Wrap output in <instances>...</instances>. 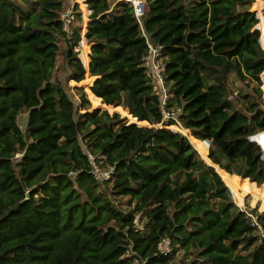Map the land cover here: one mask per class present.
<instances>
[{
  "label": "trees",
  "instance_id": "obj_1",
  "mask_svg": "<svg viewBox=\"0 0 264 264\" xmlns=\"http://www.w3.org/2000/svg\"><path fill=\"white\" fill-rule=\"evenodd\" d=\"M68 1L0 0V264H176L178 249V264H264V209L230 195L264 202L248 138L264 129L252 0H143L140 24L128 1L84 0L79 52L75 1L62 26ZM146 41L176 130L157 124ZM86 95L115 110L87 109ZM87 153L108 170L101 180Z\"/></svg>",
  "mask_w": 264,
  "mask_h": 264
},
{
  "label": "built area",
  "instance_id": "obj_2",
  "mask_svg": "<svg viewBox=\"0 0 264 264\" xmlns=\"http://www.w3.org/2000/svg\"><path fill=\"white\" fill-rule=\"evenodd\" d=\"M77 1L79 2V5H78V3H77V5L79 8L82 23H85L83 21V18L86 16L88 17L89 14L91 13V11H88L83 17L81 5H86V3L84 0H77ZM125 1H128L130 3V5L132 7V13H133L134 17L136 18V20L139 22V18L141 16V14H143L144 8H145L144 1L143 0H125ZM73 2L74 1H71L70 4H72ZM87 7H89V6H87ZM250 10L253 11V14L256 18V21L253 24V28L257 30L258 41H259L261 48L264 51V40H263V42L260 43V38L262 37L264 39V0H252L251 4H250ZM61 20H62V26L64 28H67L68 23L74 20V11H73L71 5L67 6V8L61 13ZM139 24H140V22H139ZM82 34H83L82 31H80V37H81L80 39H82V37H83ZM80 39L78 40V43L74 46V49L77 50L78 52L80 51ZM146 45H147V52L145 53V55L143 57V65L145 67V73L149 76L153 92L158 94L159 104L161 105V120L157 124L168 126L172 129H174V126H181L177 120V117H176V113L178 112L179 109L177 107H171V108L163 107L167 93H166V88L163 84V78L161 75L162 61H161V58L158 56V50H157L158 47L155 45H152L151 43H149L147 41H146ZM263 70H264V66H263V69L261 71H263ZM259 76H260V73H259ZM261 80H262V78H261ZM99 100H100V98H99ZM102 104L103 103L100 101V104L95 105V106L89 105L88 108L91 109V108L97 107V106L100 107ZM104 107H106V109L108 108V106L105 104H104ZM122 115H125V113ZM169 118H171L174 122L173 123H165V121H167V119H169ZM128 120H132V118L128 117ZM177 131H179V130L177 129ZM261 131H264V129L251 133L248 136V138H249V140L254 141L259 146L261 156L264 158V147H263V143H262L263 138H262ZM179 132H181V131H179ZM182 134H184V133H182ZM259 138H262V140H260ZM18 154L19 153H15L16 156H18ZM87 158H88L89 163H90V171H91L93 178L96 180H101L102 178H104L107 175L108 170H104V169L99 168V166H98L99 160H97L91 153H87ZM257 205L259 208H261L260 210L264 209V206L260 207L259 204H255V205L250 206V207L255 206L257 209ZM257 210L260 211L259 209H257ZM133 221H134V223H137L136 218H134ZM156 246L159 249L167 250L168 249V240L165 237H163L158 241Z\"/></svg>",
  "mask_w": 264,
  "mask_h": 264
},
{
  "label": "rangeland",
  "instance_id": "obj_3",
  "mask_svg": "<svg viewBox=\"0 0 264 264\" xmlns=\"http://www.w3.org/2000/svg\"><path fill=\"white\" fill-rule=\"evenodd\" d=\"M70 1L71 0H69L68 1V3H67V6H69V4H70ZM75 1V0H74ZM76 3H78V5H79V2L76 0L75 1ZM252 6V5H251ZM249 9H250V7H249ZM84 17V16H83ZM87 17V16H86ZM86 17H84L83 18V21L85 22L86 20H87V18ZM82 36H83V34H82ZM84 37V36H83ZM81 38V37H80ZM80 41H81V39H80ZM86 44H87V46H88V43L86 42ZM60 58H58V60H59ZM262 74L263 73H261L260 75H261V77H260V80H261V78H262V80H263V78L264 77H262ZM59 75V78H60V80L62 81V82H64L63 81V75L62 74H58ZM261 80V89H262V93H261V95H262V104H261V107L263 108V110H264V81H262ZM233 83H236V85H239V83H237L236 82V79L235 78H233ZM64 85V87H65V89L67 90V93H68V95L70 96V98H72L73 99V101L76 103L77 102V92H76V90L75 89H73L72 88V85H79V84H77L76 82H74V81H67L66 83H64L63 84ZM82 88H83V90H84V87L82 86V85H80ZM85 91V90H84ZM86 94V93H85ZM87 96V95H86ZM87 98L89 99V97L87 96ZM89 102H90V104L89 105H92L91 104V101H90V99H89ZM92 106H95V105H92ZM87 109H90V108H87ZM109 111H112V110H115V109H112V108H110V107H108L107 108ZM116 111H118V110H116ZM119 112V114L122 116V114H124V113H121L120 111H118ZM127 113V112H126ZM124 116H126V115H124ZM25 117H26V110L25 109H23L20 113H19V118H18V122H19V120H21V122L22 123H24V120H25ZM127 117V119H128V116H126ZM175 129V128H174ZM176 130V129H175ZM182 133V132H181ZM205 141V143H206V145H207V141L206 140H204ZM223 181V180H222ZM263 183V182H262ZM225 184V183H224ZM226 185V184H225ZM227 186V185H226ZM228 188V187H227ZM229 192H230V190H229ZM243 190L240 192V194H239V196H238V200H239V202H236L234 199H233V196H232V194H231V192H230V195H231V197H232V200H233V202H234V204H237L238 206H240L241 208H243L245 205H248L249 207L250 206H253V205H255V204H259V203H261V204H264V202L262 201V199H260V198H258V197H254V196H252L250 193H245L244 195H243ZM254 201V202H253ZM256 201V202H255ZM122 204L124 205V203L122 202ZM257 209H261V208H259L258 207V205H257ZM183 255H182V250L181 249H178L177 251H176V253L174 254V256H173V259H172V262H174V263H176V264H178V262H179V260H181L183 257H182Z\"/></svg>",
  "mask_w": 264,
  "mask_h": 264
},
{
  "label": "crops",
  "instance_id": "obj_4",
  "mask_svg": "<svg viewBox=\"0 0 264 264\" xmlns=\"http://www.w3.org/2000/svg\"><path fill=\"white\" fill-rule=\"evenodd\" d=\"M71 1H74V0H71ZM84 24L85 23H82L81 22V31H82V33H83V29H84ZM81 40H83V42H84V45L86 44V42H85V39H84V37H82V39ZM80 45H81V41H80ZM87 51H88V49H87ZM86 54H87V52H86ZM85 54V55H86ZM80 58V57H79ZM80 60H81V62L83 63V65H84V67H85V69H86V71H85V75H88V70H87V55H86V61L84 62V61H82V59L80 58ZM90 75H93V77L95 76L94 74H90ZM93 77H92V79H93ZM91 79V80H92ZM19 124H23L22 122H21V120H19Z\"/></svg>",
  "mask_w": 264,
  "mask_h": 264
},
{
  "label": "water",
  "instance_id": "obj_5",
  "mask_svg": "<svg viewBox=\"0 0 264 264\" xmlns=\"http://www.w3.org/2000/svg\"><path fill=\"white\" fill-rule=\"evenodd\" d=\"M100 107H103V108H106V107H104V104H102ZM126 115V114H125ZM129 121H132V120H129ZM186 136V135H185ZM186 138L188 139V137L186 136ZM188 141H189V139H188ZM191 144V143H190ZM193 146V145H192ZM205 161V160H204ZM206 162V161H205ZM206 163H208V162H206ZM209 165H211L212 167H213V169H214V171H216L217 172V170L215 169V167H214V164L212 163V162H209L208 163ZM218 173V172H217ZM219 174V173H218ZM220 176V175H219ZM244 178V177H243ZM229 189V188H228Z\"/></svg>",
  "mask_w": 264,
  "mask_h": 264
},
{
  "label": "bare ground",
  "instance_id": "obj_6",
  "mask_svg": "<svg viewBox=\"0 0 264 264\" xmlns=\"http://www.w3.org/2000/svg\"><path fill=\"white\" fill-rule=\"evenodd\" d=\"M214 167H215V165H214ZM238 196H239V195H237V196L235 197V200H236L237 202H239V200H238Z\"/></svg>",
  "mask_w": 264,
  "mask_h": 264
}]
</instances>
